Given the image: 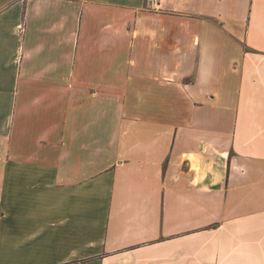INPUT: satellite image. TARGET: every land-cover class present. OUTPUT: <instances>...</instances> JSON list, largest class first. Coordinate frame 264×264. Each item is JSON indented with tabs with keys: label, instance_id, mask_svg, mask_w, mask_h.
Masks as SVG:
<instances>
[{
	"label": "crops",
	"instance_id": "obj_1",
	"mask_svg": "<svg viewBox=\"0 0 264 264\" xmlns=\"http://www.w3.org/2000/svg\"><path fill=\"white\" fill-rule=\"evenodd\" d=\"M0 0V264H264V0Z\"/></svg>",
	"mask_w": 264,
	"mask_h": 264
},
{
	"label": "built area",
	"instance_id": "obj_2",
	"mask_svg": "<svg viewBox=\"0 0 264 264\" xmlns=\"http://www.w3.org/2000/svg\"><path fill=\"white\" fill-rule=\"evenodd\" d=\"M156 4L155 0H146V5L149 7H154Z\"/></svg>",
	"mask_w": 264,
	"mask_h": 264
}]
</instances>
